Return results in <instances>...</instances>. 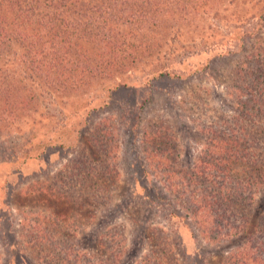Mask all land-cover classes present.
<instances>
[{
	"label": "rangeland",
	"instance_id": "374dc122",
	"mask_svg": "<svg viewBox=\"0 0 264 264\" xmlns=\"http://www.w3.org/2000/svg\"><path fill=\"white\" fill-rule=\"evenodd\" d=\"M149 1L173 26L169 49L82 100L47 97L41 111L11 116L0 130V264H220L244 239L204 238L183 210L185 173L208 131L234 116L236 72L264 67V0ZM8 66L23 74L17 54ZM158 67L165 75L153 77ZM107 125L120 134L116 168L104 177L100 161L91 176L76 175L83 141ZM156 127L172 137L163 168L142 152L143 129ZM249 213H264V185Z\"/></svg>",
	"mask_w": 264,
	"mask_h": 264
},
{
	"label": "trees",
	"instance_id": "16d2710c",
	"mask_svg": "<svg viewBox=\"0 0 264 264\" xmlns=\"http://www.w3.org/2000/svg\"><path fill=\"white\" fill-rule=\"evenodd\" d=\"M159 9L149 0H0V130L11 116L41 111L47 97L82 100L96 84L116 82L157 59L173 41V26L163 25ZM15 54L23 74L8 66ZM165 72L158 67L152 76ZM235 79L240 82L229 92L234 116L221 131H208L205 149L185 173L190 194L183 210L209 243L244 237L220 264H264V213L258 218L249 213L264 185V151L257 147L264 149V67L239 70ZM143 130L146 160L162 168L171 163L172 137L158 127ZM114 139L120 140V134L111 125L97 135L89 133L75 160L76 175L88 171L91 176V164L100 161L104 177L116 168L110 163ZM96 146L104 147L101 156ZM175 173L182 171L169 175ZM104 182L101 193L108 190Z\"/></svg>",
	"mask_w": 264,
	"mask_h": 264
}]
</instances>
